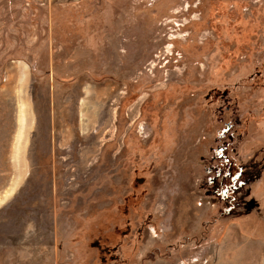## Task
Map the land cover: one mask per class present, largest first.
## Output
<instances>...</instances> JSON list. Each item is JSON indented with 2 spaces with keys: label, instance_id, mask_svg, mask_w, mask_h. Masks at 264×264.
I'll return each instance as SVG.
<instances>
[{
  "label": "rangeland",
  "instance_id": "1",
  "mask_svg": "<svg viewBox=\"0 0 264 264\" xmlns=\"http://www.w3.org/2000/svg\"><path fill=\"white\" fill-rule=\"evenodd\" d=\"M0 264H264V0H0Z\"/></svg>",
  "mask_w": 264,
  "mask_h": 264
}]
</instances>
